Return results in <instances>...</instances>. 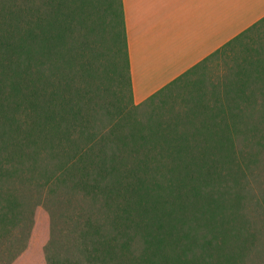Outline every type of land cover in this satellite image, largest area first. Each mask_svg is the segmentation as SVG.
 Masks as SVG:
<instances>
[{
	"label": "trees",
	"instance_id": "trees-1",
	"mask_svg": "<svg viewBox=\"0 0 264 264\" xmlns=\"http://www.w3.org/2000/svg\"><path fill=\"white\" fill-rule=\"evenodd\" d=\"M73 4L0 0V230L23 209L7 186L34 172L89 201L78 254L62 264H264V60L242 65L213 103L140 121L124 27L128 104L98 128L113 92L94 77ZM75 27L81 90L53 62Z\"/></svg>",
	"mask_w": 264,
	"mask_h": 264
},
{
	"label": "rangeland",
	"instance_id": "rangeland-1",
	"mask_svg": "<svg viewBox=\"0 0 264 264\" xmlns=\"http://www.w3.org/2000/svg\"><path fill=\"white\" fill-rule=\"evenodd\" d=\"M71 2L82 18V27H78L88 30L85 55L93 65L94 77L113 92L110 101L113 106L97 107L102 116L96 117V124L98 128H107L110 119L103 116L105 111L109 109V113L117 116L121 109L126 111L128 104L120 0ZM75 30L67 45L72 48L70 52L62 47L53 62L59 67V80L64 82L72 73L70 82L81 90L85 86L81 73L84 58L82 49L81 52L73 49L82 44L83 37L76 27ZM251 60H264V22L190 69L162 94L140 104L132 99L131 105H138L133 115L147 121L153 115L167 114L170 109L180 110L202 100L213 103V97L222 98L229 80ZM33 174H21L15 184L7 186L9 193L19 197L23 209L17 212L21 216L15 221L19 223L16 229L0 230V264H62L67 251L78 254V235L84 226L89 201L69 184L58 182L52 186L53 179H40ZM47 181H50L48 186L42 187ZM81 260L86 264L85 257Z\"/></svg>",
	"mask_w": 264,
	"mask_h": 264
},
{
	"label": "crops",
	"instance_id": "crops-1",
	"mask_svg": "<svg viewBox=\"0 0 264 264\" xmlns=\"http://www.w3.org/2000/svg\"><path fill=\"white\" fill-rule=\"evenodd\" d=\"M140 104L264 22V0H120Z\"/></svg>",
	"mask_w": 264,
	"mask_h": 264
}]
</instances>
